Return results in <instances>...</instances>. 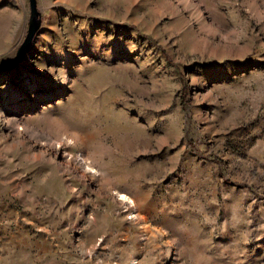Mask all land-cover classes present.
I'll list each match as a JSON object with an SVG mask.
<instances>
[{
    "label": "rangeland",
    "instance_id": "rangeland-1",
    "mask_svg": "<svg viewBox=\"0 0 264 264\" xmlns=\"http://www.w3.org/2000/svg\"><path fill=\"white\" fill-rule=\"evenodd\" d=\"M36 1L0 72V264H264V0Z\"/></svg>",
    "mask_w": 264,
    "mask_h": 264
},
{
    "label": "water",
    "instance_id": "water-1",
    "mask_svg": "<svg viewBox=\"0 0 264 264\" xmlns=\"http://www.w3.org/2000/svg\"><path fill=\"white\" fill-rule=\"evenodd\" d=\"M27 1L29 7V16H28L27 30L25 36L22 42L17 47L12 61H10L8 64H2L0 62V72L11 71L17 67L19 62L29 51L31 44L33 43L35 37L37 36L41 28L42 18L37 7V1L36 0H27Z\"/></svg>",
    "mask_w": 264,
    "mask_h": 264
},
{
    "label": "crops",
    "instance_id": "crops-1",
    "mask_svg": "<svg viewBox=\"0 0 264 264\" xmlns=\"http://www.w3.org/2000/svg\"><path fill=\"white\" fill-rule=\"evenodd\" d=\"M16 0H0V2H3L5 6H2L0 8V11L2 12H7L9 14V16H11V14H14L12 11V13L10 12V10H12L11 8V4H13ZM21 2H19L21 4V6H24V0H19ZM24 10V9H23Z\"/></svg>",
    "mask_w": 264,
    "mask_h": 264
},
{
    "label": "bare ground",
    "instance_id": "bare-ground-1",
    "mask_svg": "<svg viewBox=\"0 0 264 264\" xmlns=\"http://www.w3.org/2000/svg\"><path fill=\"white\" fill-rule=\"evenodd\" d=\"M118 196H119V195H118ZM121 198L125 201L126 196H123V195H122ZM123 200H122V201H123ZM126 201H127V200H126ZM130 202H131V201H130ZM136 219H137V218H136Z\"/></svg>",
    "mask_w": 264,
    "mask_h": 264
}]
</instances>
